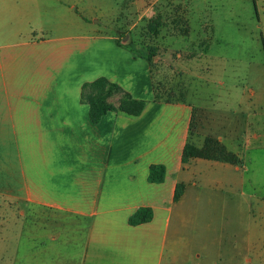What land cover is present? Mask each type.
<instances>
[{
	"label": "crops",
	"instance_id": "crops-1",
	"mask_svg": "<svg viewBox=\"0 0 264 264\" xmlns=\"http://www.w3.org/2000/svg\"><path fill=\"white\" fill-rule=\"evenodd\" d=\"M58 3L51 15L65 33L53 40L40 38V0L0 7V219L20 207L10 264H264V196L245 185L232 127L226 137L205 108L153 102L150 65L123 48L128 38ZM99 78L146 101L143 112L92 124L82 86ZM200 110L207 123L194 122ZM190 134L240 162L182 163ZM151 165L165 168L162 183L147 182ZM139 208L151 221L128 225Z\"/></svg>",
	"mask_w": 264,
	"mask_h": 264
},
{
	"label": "rangeland",
	"instance_id": "rangeland-1",
	"mask_svg": "<svg viewBox=\"0 0 264 264\" xmlns=\"http://www.w3.org/2000/svg\"><path fill=\"white\" fill-rule=\"evenodd\" d=\"M36 1L0 0V7L32 8ZM58 2L90 20L92 30L128 38L123 47L128 52L146 58L148 47L154 48V79L170 89V99L205 108L212 126L224 124L221 135L227 137L230 127H237L232 133L245 185L256 186L255 193L264 196V0H40V25L48 32L40 29V38L53 40L65 33L51 15ZM201 111H196L195 123H207ZM18 208H3L0 264H10L12 258Z\"/></svg>",
	"mask_w": 264,
	"mask_h": 264
},
{
	"label": "trees",
	"instance_id": "trees-1",
	"mask_svg": "<svg viewBox=\"0 0 264 264\" xmlns=\"http://www.w3.org/2000/svg\"><path fill=\"white\" fill-rule=\"evenodd\" d=\"M154 26L148 24V30L153 32ZM156 29L154 28V32ZM155 49L148 47V54L145 58L151 69V79L153 87V102L169 103L171 99L168 94L170 89L159 87L154 79L153 58L155 57ZM165 94V95H163ZM119 95L116 105L109 100ZM81 101L88 106V116L92 124L99 123L100 119L108 112L121 114L130 118L138 117L145 109L147 102L143 100L133 99L128 93L124 92L118 85L108 82L104 78H99L89 84L82 86ZM199 158L222 163L236 165L240 161L236 155L228 152L226 148L212 137H206L199 145L191 139L185 143L181 162L186 163L189 159ZM165 178V168L162 165H151L148 168L147 182L150 184H160ZM183 186L177 185L174 193V202L177 201L182 194ZM152 219V210L150 208L137 209L127 220L128 225L138 226L150 222Z\"/></svg>",
	"mask_w": 264,
	"mask_h": 264
}]
</instances>
